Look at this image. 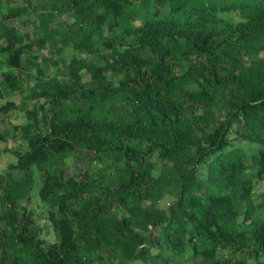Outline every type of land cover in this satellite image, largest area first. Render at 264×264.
I'll return each instance as SVG.
<instances>
[{
  "label": "trees",
  "instance_id": "1",
  "mask_svg": "<svg viewBox=\"0 0 264 264\" xmlns=\"http://www.w3.org/2000/svg\"><path fill=\"white\" fill-rule=\"evenodd\" d=\"M19 2L1 18L35 32L0 24L25 143L0 173V264H264V0ZM34 182L52 241L18 205Z\"/></svg>",
  "mask_w": 264,
  "mask_h": 264
},
{
  "label": "rangeland",
  "instance_id": "2",
  "mask_svg": "<svg viewBox=\"0 0 264 264\" xmlns=\"http://www.w3.org/2000/svg\"><path fill=\"white\" fill-rule=\"evenodd\" d=\"M32 3H36L37 0H31ZM19 0H0V24H7L14 26L20 33H24L28 36L27 39L33 38L35 28V14L33 12H28L26 17L25 14L22 17H16L13 19H2L1 15L6 11L7 4H19ZM70 23L71 18L66 13L55 14L53 20L51 21L52 25H60L61 23ZM26 40V39H25ZM71 50L66 49L63 53V56L66 57L70 55ZM32 54L36 55V61L42 66H45V71L48 74H52L55 70L56 63L55 60L57 55L55 51L49 47L39 49L33 47ZM4 54L0 53V58H3ZM1 70V68H0ZM81 79L86 81L88 75L81 71ZM24 93L16 92H7L0 89V105L5 103L7 100H13L19 102ZM31 102V101H30ZM29 102V103H30ZM32 103V102H31ZM29 107V105H27ZM24 121V114L22 110H8L5 113L0 112V131L4 132L5 139L0 140V173L5 174L7 170V165L14 162L15 158L11 154L10 150L13 148H18L20 151L25 149V143L17 136L14 131H11L12 123H22ZM154 168L152 173L156 174L158 169V162L155 158H152ZM86 164V156L83 154L74 155L68 159H65L64 165L68 172H79L81 171ZM15 174V173H14ZM37 176H35V179ZM37 182L33 183L32 188L29 191V196L26 200L18 202V205H23L27 210H31L32 218L35 220V223L39 226V237L44 241H52L54 235L52 234L49 223L45 219V212L43 206L39 203L36 196ZM256 193L264 191V182L257 183L254 187ZM1 211V210H0ZM1 224V222H0ZM181 264H190L188 261L180 260Z\"/></svg>",
  "mask_w": 264,
  "mask_h": 264
}]
</instances>
